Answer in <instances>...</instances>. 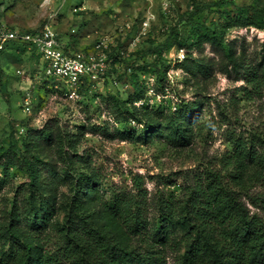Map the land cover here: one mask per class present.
Wrapping results in <instances>:
<instances>
[{
	"label": "rangeland",
	"instance_id": "rangeland-1",
	"mask_svg": "<svg viewBox=\"0 0 264 264\" xmlns=\"http://www.w3.org/2000/svg\"><path fill=\"white\" fill-rule=\"evenodd\" d=\"M217 1L0 0L2 27L38 30L50 21L62 43L71 39L72 52L90 50L103 38L109 41L107 54H116L118 45L125 48L107 76L82 87L75 98L43 87L38 54H0V163L11 161L12 150L17 155L15 167L0 168V258L10 253L6 229L16 200L29 210L44 209L36 243L46 251L63 243L78 173L97 180L98 197L89 205L97 215L119 195L138 194L134 178H139L162 240L170 233L182 237L186 227L181 219L159 222L160 207L169 200L178 203L197 180L213 183L222 193L226 187L264 191L252 162L240 168L235 160V140L264 139V94L252 92L243 78L249 66L264 61V28L235 17L242 7L264 8V0H225L222 8L213 6ZM77 5L83 10L74 13ZM198 5L209 7L199 13L202 23L216 26L222 33L216 43L229 53L198 30L190 17ZM150 14L155 19L144 32L142 23ZM167 37L173 46L159 60L160 78L143 68L158 57L143 56L152 42ZM210 65L211 72L205 71ZM27 91L35 97L32 113L23 106ZM177 115L190 122L171 123ZM35 157L41 161L37 173ZM169 263H175L173 255Z\"/></svg>",
	"mask_w": 264,
	"mask_h": 264
},
{
	"label": "trees",
	"instance_id": "trees-1",
	"mask_svg": "<svg viewBox=\"0 0 264 264\" xmlns=\"http://www.w3.org/2000/svg\"><path fill=\"white\" fill-rule=\"evenodd\" d=\"M226 2L218 0L213 6L222 8L226 6ZM208 8L198 5L190 17L195 19L198 30H204L205 39L212 41L221 51L227 50L229 53L230 49L216 43L222 40V33L216 26L202 23L203 17L199 13ZM248 9L252 10V15L247 12ZM57 16L54 17L55 20ZM235 19L264 28V8L242 7ZM54 30L61 40L60 32L55 27ZM197 34L198 32L194 33L195 36ZM168 40L167 37L160 43L152 42L143 56L158 57L152 62L144 63L143 68L156 73L160 78L162 63L159 60L163 51L173 46ZM71 42L70 39L64 43L67 53H72ZM30 46L24 42H9L0 50V54L20 50L38 54L36 47ZM115 49L116 54L113 50L108 54L113 59L111 67L124 56L125 48L118 45ZM211 70L212 65L205 67V71ZM3 75L4 71L0 68L1 88ZM243 78L251 86L252 92L264 94V61L249 66ZM87 84L93 85L89 81L85 85ZM43 87L56 89L49 81H45ZM196 106L198 103H193V107ZM186 122L190 120L184 115H177L171 121L179 125ZM258 139L261 144L257 142ZM235 143V160L240 168L245 166L246 160H250L256 168V174L264 180V139L256 137L246 142L239 138ZM10 154L13 155L11 161L6 165L0 163V168L9 170L16 166L15 151H10L8 155ZM2 156L1 154L0 160ZM40 163V159L35 157L32 162L33 172L40 171ZM49 172L55 178L56 173L51 170ZM234 179L238 180L237 184L242 185L241 176L236 175ZM96 182L93 175L78 173L77 193L72 195L64 241L53 251H46L36 243L40 240L38 229L44 225L45 217L41 216L44 209L37 210L34 207L29 210L16 200L10 215L11 225L6 229L10 239V253L0 258V264H170V255H173L174 264H264V191L249 193L242 188L235 190L226 187L222 193L213 183L205 184L197 180L189 185L178 203L169 200L165 206L160 207L159 222L165 218L181 219L186 227L182 237L170 233V239L162 240L156 233L158 222L149 212L147 190L139 178H134L138 194L119 195L98 215L89 209V205L95 203L98 197ZM82 188H86V191ZM183 248L185 253L181 256Z\"/></svg>",
	"mask_w": 264,
	"mask_h": 264
},
{
	"label": "built area",
	"instance_id": "built-area-1",
	"mask_svg": "<svg viewBox=\"0 0 264 264\" xmlns=\"http://www.w3.org/2000/svg\"><path fill=\"white\" fill-rule=\"evenodd\" d=\"M167 7L169 5L166 4L165 8ZM72 10L76 13L83 10V7L75 6ZM154 19L155 16L150 14L143 21L144 32L151 28ZM9 42H24L30 44V47H36L42 63L44 80L51 82L56 89L72 98L78 97L80 89L87 81L93 85L100 83L113 62L107 54L109 41L106 38L98 40L90 50L67 53L64 50V43L59 39L50 21L34 32L0 26V50ZM34 99L31 91L25 92L23 106L28 113H32Z\"/></svg>",
	"mask_w": 264,
	"mask_h": 264
}]
</instances>
